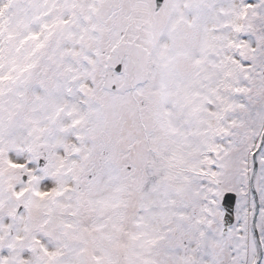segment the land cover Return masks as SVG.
<instances>
[{"label":"snow or ice","instance_id":"1","mask_svg":"<svg viewBox=\"0 0 264 264\" xmlns=\"http://www.w3.org/2000/svg\"><path fill=\"white\" fill-rule=\"evenodd\" d=\"M0 264H264V0H0Z\"/></svg>","mask_w":264,"mask_h":264}]
</instances>
